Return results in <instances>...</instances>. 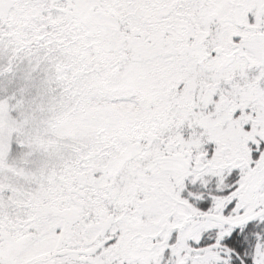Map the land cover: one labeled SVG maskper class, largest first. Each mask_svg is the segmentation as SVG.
Returning a JSON list of instances; mask_svg holds the SVG:
<instances>
[{"label":"snow or ice","instance_id":"obj_1","mask_svg":"<svg viewBox=\"0 0 264 264\" xmlns=\"http://www.w3.org/2000/svg\"><path fill=\"white\" fill-rule=\"evenodd\" d=\"M0 264H264V0H0Z\"/></svg>","mask_w":264,"mask_h":264}]
</instances>
